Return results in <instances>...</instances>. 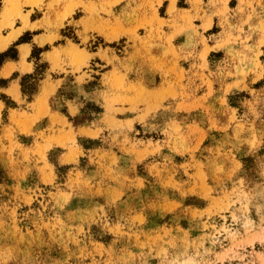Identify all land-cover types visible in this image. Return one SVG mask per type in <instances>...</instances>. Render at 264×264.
I'll return each mask as SVG.
<instances>
[{"label":"rangeland","instance_id":"obj_1","mask_svg":"<svg viewBox=\"0 0 264 264\" xmlns=\"http://www.w3.org/2000/svg\"><path fill=\"white\" fill-rule=\"evenodd\" d=\"M216 2L226 35L218 105L186 106L173 90L174 109L154 106L137 129L111 124L126 133L93 153L71 125L96 117L94 106L49 127L23 112L0 134V264H264V0Z\"/></svg>","mask_w":264,"mask_h":264},{"label":"crops","instance_id":"obj_2","mask_svg":"<svg viewBox=\"0 0 264 264\" xmlns=\"http://www.w3.org/2000/svg\"><path fill=\"white\" fill-rule=\"evenodd\" d=\"M32 1L0 0V120L6 114L1 135L6 127L16 129L23 112L37 117L35 126L49 127L52 116H63L70 124L94 106L100 109L96 117L71 125L74 132L89 133L80 136L93 143L83 151L93 153L110 150L107 140L126 133L121 128L111 132V124L137 129L139 118L154 106L174 109L180 97H168L173 90L184 91L186 106L218 105L219 65L226 51L218 43L226 35L216 0H184L183 7L176 0L175 10H170L171 0H40L38 6ZM182 10L187 13L179 17ZM231 17L236 22L241 15ZM123 44L125 51L118 54ZM206 44L208 67L203 69L200 56ZM71 47L82 59L73 57ZM35 49L40 50L37 58ZM236 49L250 54L244 46ZM220 52L224 55L218 60ZM204 76L212 82V97L206 96ZM190 113L204 123L200 110L191 108ZM97 140L101 144H94Z\"/></svg>","mask_w":264,"mask_h":264},{"label":"bare ground","instance_id":"obj_3","mask_svg":"<svg viewBox=\"0 0 264 264\" xmlns=\"http://www.w3.org/2000/svg\"><path fill=\"white\" fill-rule=\"evenodd\" d=\"M3 46H4L3 44H0V48L3 47ZM70 52L81 58L80 54L77 52V50L75 48L71 47L70 48Z\"/></svg>","mask_w":264,"mask_h":264},{"label":"trees","instance_id":"obj_4","mask_svg":"<svg viewBox=\"0 0 264 264\" xmlns=\"http://www.w3.org/2000/svg\"><path fill=\"white\" fill-rule=\"evenodd\" d=\"M39 54H40V50L35 49L34 52H33V57H36L37 58L39 56Z\"/></svg>","mask_w":264,"mask_h":264}]
</instances>
